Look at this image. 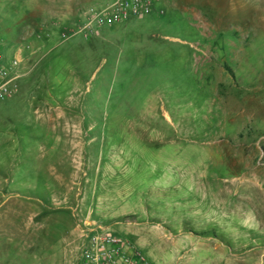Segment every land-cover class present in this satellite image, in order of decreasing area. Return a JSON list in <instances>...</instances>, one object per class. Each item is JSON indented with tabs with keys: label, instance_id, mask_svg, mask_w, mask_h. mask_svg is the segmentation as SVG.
Masks as SVG:
<instances>
[{
	"label": "rangeland",
	"instance_id": "374dc122",
	"mask_svg": "<svg viewBox=\"0 0 264 264\" xmlns=\"http://www.w3.org/2000/svg\"><path fill=\"white\" fill-rule=\"evenodd\" d=\"M113 1L0 0V50L21 56L0 101V264H78L86 221L150 264H255L264 0H146L83 29Z\"/></svg>",
	"mask_w": 264,
	"mask_h": 264
},
{
	"label": "built area",
	"instance_id": "2783aa9c",
	"mask_svg": "<svg viewBox=\"0 0 264 264\" xmlns=\"http://www.w3.org/2000/svg\"><path fill=\"white\" fill-rule=\"evenodd\" d=\"M151 12V5L146 0H114L101 10L91 9L83 29L92 32L98 26H111L129 17L142 18ZM20 63V55L6 58L0 50V101L9 99L18 91ZM78 230V264H150L131 241L116 236L102 223L86 221Z\"/></svg>",
	"mask_w": 264,
	"mask_h": 264
},
{
	"label": "crops",
	"instance_id": "0c3cea01",
	"mask_svg": "<svg viewBox=\"0 0 264 264\" xmlns=\"http://www.w3.org/2000/svg\"><path fill=\"white\" fill-rule=\"evenodd\" d=\"M242 262L246 261V255L243 254ZM253 260L255 264H264V244L256 245L253 249Z\"/></svg>",
	"mask_w": 264,
	"mask_h": 264
}]
</instances>
